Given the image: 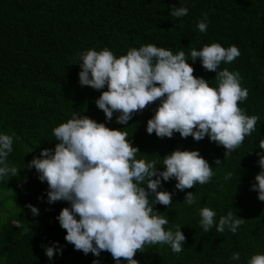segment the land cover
<instances>
[{"label": "trees", "instance_id": "obj_1", "mask_svg": "<svg viewBox=\"0 0 264 264\" xmlns=\"http://www.w3.org/2000/svg\"><path fill=\"white\" fill-rule=\"evenodd\" d=\"M186 6L188 14L174 18L172 7ZM207 15L205 33L196 29L198 20ZM219 43L235 45L240 55L231 63L221 64L240 74L241 86L248 89L247 99L238 102L247 115L259 120L256 131L244 138L232 153L224 156L222 146L191 136L157 138L145 131L157 104L154 102L120 125L105 122L102 110L95 106L100 91L78 82V54L107 47L117 57L130 48L155 44L173 53ZM193 75L203 77L215 87V73L202 68L199 60L186 61ZM73 112L122 129L138 148L137 158L160 159L173 149L198 150L213 168L214 175L204 185L183 192L175 181H161L162 190L174 193L171 205L156 204L165 215V228L181 225L185 236L183 250L174 254L168 246H147L133 259L138 264H246L253 254H264V202L251 190L259 172L256 148L264 140V0H0V132L13 136L9 162L21 169L17 177L0 181V264H114L107 251L98 257L74 250L64 240L55 217L67 202H46L47 184L37 179L27 163L44 148H53L52 128L69 119ZM126 127V128H125ZM159 157H158V156ZM220 160L219 165L215 164ZM232 177L225 181L224 176ZM192 191L196 203L182 201ZM26 204L38 208L33 216ZM208 207L217 219L231 211L244 219L236 233L227 229L207 233L199 224V210ZM57 242L60 254L49 260L42 245ZM239 261H231L232 253ZM123 261V258H121Z\"/></svg>", "mask_w": 264, "mask_h": 264}, {"label": "clouds", "instance_id": "obj_2", "mask_svg": "<svg viewBox=\"0 0 264 264\" xmlns=\"http://www.w3.org/2000/svg\"><path fill=\"white\" fill-rule=\"evenodd\" d=\"M188 14L186 6L172 7L174 18ZM207 15L196 23V29L205 33ZM240 55L235 45L222 47L219 43L173 53L155 44L130 48L126 54L115 56L104 47L87 49L78 54V82L93 90H102L95 106L102 110L105 122H127L146 106L158 104L146 121L145 131L157 138L191 136L199 141L207 136L210 142L222 146L224 156L240 147L246 136L256 131L259 117L247 115L238 102L247 99L248 89L241 86L240 74L227 68ZM199 60L202 68L215 73L216 86H209L203 77L193 75V67L186 61ZM126 128V127H125ZM97 122L86 115L73 112L65 122L52 128L53 148H44L28 163L37 179L46 182V202L65 201L68 207L60 209L55 219L65 230L64 240L83 254L98 257L102 251L110 253L114 264H138L133 259L137 251L147 246H168L178 254L183 250L185 236L181 225L165 228L169 220L160 215L154 205L168 208L174 193L162 190L161 181H175V189L183 192L195 185L208 183L213 168L198 150L173 149L160 159L137 158L129 134ZM259 172L254 176L251 190L264 202V140L256 147ZM13 152V136L0 132V181L17 177L19 168L9 162ZM220 160L215 164L219 165ZM229 172L224 176L227 181ZM188 206L196 203L192 191L185 192L182 201ZM33 216L37 207L26 204ZM199 224L204 233L215 228L236 233L244 219L229 211L219 216L208 207L199 210ZM45 256L51 260L60 254L57 242L42 245ZM123 258V261L122 259ZM231 261H239L234 252ZM92 264H98L96 260ZM246 264H264V254H253Z\"/></svg>", "mask_w": 264, "mask_h": 264}]
</instances>
